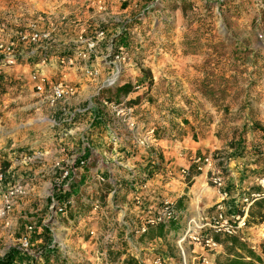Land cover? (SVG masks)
Wrapping results in <instances>:
<instances>
[{"label": "rangeland", "instance_id": "rangeland-1", "mask_svg": "<svg viewBox=\"0 0 264 264\" xmlns=\"http://www.w3.org/2000/svg\"><path fill=\"white\" fill-rule=\"evenodd\" d=\"M102 1L104 0L97 2L101 6L98 10L101 15L95 18L94 8L87 2L88 15L85 22L90 26L88 31L94 32L81 37L92 38L95 31L104 30L107 42L123 44L134 59L133 62L138 67L144 65L140 68L144 80L141 78L138 84L143 90L137 104L153 106L160 114L156 113L151 118L142 116L141 119L155 129L157 140L161 136L171 140L175 146L173 153L188 163L172 174L168 167L170 161L167 163L164 160L162 150L157 146L159 164L152 165L147 172L142 169L138 173L152 176L159 174L171 182L175 189L178 182L185 183L183 187L178 185L182 189H172L170 193L167 190L168 195L160 196L161 199L173 201L172 193L184 189L187 210L181 214L183 218L184 215L192 214L189 209L191 188H186L187 180H190L187 177L189 162L209 156L214 160L221 157L224 164L215 163L213 167L220 168V172L226 177L229 173H236L237 168L241 171L239 164L234 165V160L246 159L252 155L258 156V159L264 158V128L263 122L259 120L260 109L264 108V89H261L264 86V0H115L116 3L111 4L117 8L114 12ZM120 10L125 12L120 13ZM101 16L107 26H94L99 24ZM111 26L113 29L118 27L119 32L113 29L110 32L108 28ZM162 74L165 75L164 78H161ZM22 105L21 109L12 104L3 110V103L0 102V170H8L11 161L20 159L19 155L29 150V147L20 148L18 145L36 139V133L39 132L37 129L54 131L56 143L66 135L65 130L69 129L70 125L64 124L60 129L63 133H57V127L53 123L55 116L52 119L45 112L38 117L34 115L33 106L28 107L27 102ZM75 122L78 123L77 120ZM50 125H53L52 128ZM101 132L99 130L97 134L100 135ZM256 134L260 137L259 141L254 142ZM248 140L249 144L254 142V146L249 145V149H244ZM189 141H192L196 151L198 149L197 154L196 151L192 154ZM63 148L64 146L60 147L61 151L59 150L55 159L66 152ZM163 149H166L164 144ZM3 156L5 160H2ZM8 159H11L9 163ZM194 169L196 170L195 166ZM250 171H254V168ZM196 172L204 175L202 180L210 189L199 204L200 209L216 202L218 194L209 181V172L206 174L205 169L204 172ZM6 175L8 180L5 186L11 179ZM40 198L39 201L46 202L45 196ZM47 200L49 201L48 198ZM148 210H141L139 216L142 217ZM46 211L47 209H42L43 217ZM110 213L107 218L113 215V212ZM110 219L107 224L111 222ZM126 220L131 225L138 221L133 218ZM50 221L53 220H48L47 223ZM181 223L183 226L184 222ZM50 227L60 231L57 230V225ZM50 227L40 234L46 240L38 239V244L34 241L31 243L32 248L47 249V232ZM103 230H107V226L104 225ZM17 238L18 236H11L5 241L0 240V264H11L13 261L15 264H30V257L18 249ZM176 240L177 237L174 236L164 247L174 257L177 252ZM97 243L100 247L104 245L101 238ZM186 249L190 256L189 264H202V258L192 259L201 247L190 244ZM203 250L207 252L206 249ZM140 253L145 254L143 258H139L144 264H149L152 257L160 256L158 248ZM78 257L82 260L78 263L75 259L73 264H93L91 260L80 255ZM220 257L221 263L225 257ZM179 262L176 264H180Z\"/></svg>", "mask_w": 264, "mask_h": 264}, {"label": "crops", "instance_id": "crops-1", "mask_svg": "<svg viewBox=\"0 0 264 264\" xmlns=\"http://www.w3.org/2000/svg\"><path fill=\"white\" fill-rule=\"evenodd\" d=\"M104 1L106 3V7H110L113 12L117 11L116 7L111 6L112 3H116L115 0ZM104 1L102 2L104 3ZM87 2L88 5L90 4L94 8L93 18L100 16L101 14L98 10L101 6L97 3L98 0H0V24L3 23L6 29L4 34L0 33V42L7 44L9 38L8 35L14 33V30H16L20 25L34 20V17L37 15H43L47 21L52 20L57 22L59 19H64L63 25L59 26L57 31V40L61 43L74 41L78 37H81V35L87 36V34L94 32L88 31L90 26L87 21L85 22L86 16L88 15V12L86 11ZM124 12L125 11L120 10V13ZM115 20H117V18H115ZM94 26L105 27L107 26V22L101 16L99 24ZM108 29L111 32L113 27L111 26ZM113 30L116 32L119 28L116 27ZM127 30L129 31V29ZM96 32L97 31H95V33ZM105 44L106 43L104 42L101 45L104 46ZM136 44L137 43H135V45ZM142 46H140V48ZM100 53L101 49L97 51L98 56H101ZM133 61L134 59L132 58L123 79V85L128 84L131 87L138 85L141 78L143 79V73H141L140 68L144 67V65H139L138 67ZM34 71V67H24L15 71V74H17L18 77H14L13 82L6 85L0 92V102L3 103V110L7 106L10 107L12 104L17 105V108L20 106L23 107L22 104L27 102L28 107L30 105L34 107V115L41 117L46 112V115H49L52 119L53 116L56 117L53 119V123H55L57 127V133H63L60 129L62 130L64 124H68L70 126L68 130H65L66 135H63V138L59 139L57 143L54 141V131L46 129L47 127L45 128L46 130L37 129L39 132L36 133V139L32 140L30 143H22L23 145H18L20 148L29 147V150L25 151L26 153L20 154V159L15 158L13 162L11 159H8V163L11 161L9 163L10 165L8 170H4L7 172L8 178H11L8 185L16 182H25L28 193L25 198L20 200L11 212L9 216L10 228L8 231L0 229V240L5 241L6 238L11 236H18L19 238L22 234H24L25 226L28 224H35V226L40 227V224L43 221V214L41 212L46 205V202L39 201V198L42 196L57 197L59 194V196L72 197L74 200V206L70 209L67 217L63 218L61 223L57 224V230L61 231L62 228L71 229L68 233H65L68 234V237L64 238V241L70 249L69 253L73 256L74 263L75 259H77L76 262L81 261L77 258L80 255L87 260H91L93 264H115L116 262H118L117 264H125L129 259H133L135 264H137L136 259L143 258L145 256V254L140 252L144 250L149 251L150 248H158L160 256L165 259L168 264H176L177 261L179 262L178 251L175 252L174 257V255L166 251L164 247L172 241L174 236L177 237L182 229V221L180 222L181 214L187 210L186 200L184 197L186 196V193H184V189L181 192L172 193V196L174 197L171 202H173L174 209L180 215L179 219L173 222V228L167 229L164 237H155L150 240L146 236V231V233L140 236L137 240L130 242L131 246L135 244L136 250L127 253L126 255L127 245L123 241L125 229L120 227L123 217L128 219L133 218L137 221L141 216H139L140 211L132 208L130 179L127 177V170L119 167L118 164L122 163L128 168H132V171L137 174L138 172H141L142 169H144V172H147L152 167L149 154L145 151V149L134 144L135 141L143 135V129L148 126V124L144 123L145 120H142L141 117L145 116L151 118L153 115H156V113L160 114V112L155 111L153 106L137 104V100L140 99L143 89L133 94H126L129 98V103L134 106L136 113L137 132H133L129 131L125 126L118 124V121L112 116V114L109 113L110 111L108 112L106 109L102 110L100 106L98 107L96 102L94 103V108L96 107L95 110L94 108L88 107V105L93 101L92 95L96 88L106 78V73L103 69H100L99 79L96 80L86 79L83 77L82 73L78 72L71 73L57 71V69H54L53 67L44 70V73L51 80L71 84V86H73L76 90L75 97L70 99L66 105L61 107V109H50L46 105L45 99L35 93L30 81V76ZM164 77L165 75L162 74L161 78ZM115 89L116 88L110 90V92L114 93ZM261 89L263 90L264 86H261ZM105 95L107 94L105 93ZM123 98H125V95H119L117 100L114 101H120ZM261 108L259 120L263 122L262 126L264 128V108ZM80 110L82 112H80ZM139 110H141L140 114L137 115ZM75 111H78V113L75 114ZM76 120L78 123L75 122ZM53 125H50L51 128ZM158 127L160 126L158 125ZM99 130L102 131L100 135L97 134ZM114 136L119 144L117 145L118 150L116 149V151L112 153L110 152V145ZM118 136L120 138H118ZM258 137H260L258 134H256V138L254 135V142L259 141ZM262 137H264V135H262ZM262 141L263 139L261 142ZM254 142L249 144L248 140L243 148L249 149L248 147L254 146ZM163 144L166 149H163ZM62 146H64L63 150L73 151L75 153L84 152L85 155H88L90 158L92 157V162L82 173L78 174L72 185L65 189V192H60V189L57 187H54L53 190L50 189L55 180V169L52 166V162L55 157L59 155L61 151L60 147ZM157 146H159L160 150H162L164 160L167 163L170 161V163H168V167L170 168V172H172V174L179 171L183 165L188 163L185 159H181L173 153V151H175V146L172 144L171 140L169 141V139H165L161 136V138H158ZM189 149L192 154L196 151L192 145V141H189ZM197 152L198 149L195 154H197ZM199 153L201 154L202 151H199ZM257 159L258 156L254 157L252 155V157H248L246 159L238 158L236 161H233L234 165L239 164L241 171L237 168L236 173H229L226 176V186L229 193V200L226 204L229 207V213L231 214L236 211L237 205L235 203L237 197L261 191L257 180L264 177V158ZM2 160H5V156L2 157ZM252 161L255 162L251 164L250 162ZM187 166L190 170L187 177H190V180H194L193 183L190 180H187L188 186L186 188L189 190L195 185L197 178H202L204 175H200L196 172L194 169V162H189V165ZM106 168L110 170V174L107 170H105ZM253 168L254 171H250ZM98 172H103L104 175L108 177L109 182L102 187H98L96 185L92 187L90 184V182H92L91 175ZM147 176L148 185L140 192L143 208L146 206L153 207L157 205L159 201L162 200L160 196L164 197L168 195L167 190H169L170 193L172 189H175L171 182H168L167 179H163L159 174ZM173 181L178 182L179 180ZM116 183L119 185L118 187H120V190L116 195L111 196L109 191L116 185ZM178 183V185L182 187L185 186V183ZM178 185L175 190L181 188ZM98 193H100L102 209L97 213L90 214V217H88L87 213L89 208L86 203L88 199L96 197ZM205 196H207V193ZM205 196L201 198L200 203L203 201ZM178 200H180L179 203L183 204V211L176 208ZM216 202L207 207L200 208L199 210L210 208ZM81 210L83 211L82 216L84 215L86 218L78 228L72 230V228L76 225L73 219H76V214ZM110 212H113V215L110 217L112 220L109 217L107 218V216L111 214ZM109 219L116 223L114 227L108 226L107 221ZM72 222L74 225L70 224ZM104 225L107 226V230L105 231L103 230ZM88 231H93L94 236H89ZM244 234L252 236V232L250 231H245ZM99 238H101L102 243H104L102 247H100L99 243H97ZM38 239L42 241L46 240V237L36 234L31 235V243H34L35 241V243L38 244ZM107 245H110L114 252H120L119 257L126 255L125 259L123 261H118L117 259L119 257H117L114 261H111L113 260L112 258L108 260ZM57 252L58 251L56 250L55 253ZM196 252L197 255L193 256L192 259L195 260L197 258H205L209 264H215L217 256L219 260L221 258L220 256L225 257L223 247L217 249L215 254L207 253L203 249H198ZM257 253L259 252H256V254ZM50 257L54 260L53 264H57V262L64 264L62 258L58 260L55 259L54 255H51ZM260 258L263 261L262 264H264V258L261 254Z\"/></svg>", "mask_w": 264, "mask_h": 264}, {"label": "built area", "instance_id": "built-area-1", "mask_svg": "<svg viewBox=\"0 0 264 264\" xmlns=\"http://www.w3.org/2000/svg\"><path fill=\"white\" fill-rule=\"evenodd\" d=\"M64 19L54 22L47 21L43 15H37L31 22H26L11 35H8L7 44L0 42V92L4 87L13 82L16 70L24 67H34V72L30 76L33 90L36 94L45 99L46 105L50 109H56L66 105L70 99L76 95V90L71 84L60 81L51 80L44 70L53 67L57 71H65L71 73H82L83 77L89 80L99 79L100 69L106 73V78L98 85L93 93V101L88 105L94 108V103L98 104L102 110L106 109L118 121V124L125 126L129 131L137 132V122L135 117V108L129 103V98L125 95L120 101H108L105 93L106 90H112L123 85L125 72L132 58L123 44L107 42L104 30L95 33L92 38L79 37L74 41L61 43L57 40L58 27L63 25ZM6 32L3 23L0 24V33ZM106 43L104 46L102 43ZM101 49V56L97 51ZM131 51V50H130ZM97 54V55H96ZM99 57V58H98ZM143 89L142 86H132L128 94H133ZM96 108V107H95ZM94 108V110H95ZM80 112H82L80 110ZM78 111H75L77 114ZM57 124V123H56ZM155 129L147 126L143 129V135L135 141V145L142 147L151 158V165H158L159 153L157 152V137ZM110 152L114 153L118 150L116 137L111 140ZM64 152V151H63ZM92 162V157L85 155L84 152L66 151L58 159H54L52 166L55 169V180L53 186L64 191L72 185L79 173ZM194 165L197 171L209 172V181L217 190L218 200L210 208L200 210L196 219L192 214L184 215L181 221L184 222L181 231L177 235V251L180 264H189L190 256L186 247L188 245H196L207 252L216 253L217 249L222 247L213 241V234H221L227 237H238L251 251L261 254L264 258V221L259 225H247L249 207L254 201L264 196V177L257 180L261 191L236 198V211L229 213L227 201L229 193L226 186V177L220 172V168L215 169V163H223L221 157L212 156L204 159H195ZM117 165V164H116ZM119 167L127 170V177L130 179V191L132 195V208L141 211L149 209L147 213L142 215L137 223L131 225L125 217L122 218L120 227L125 229L123 241L127 245V253L136 250L135 244L132 246L130 242L137 240L146 233L147 228L156 225H166L171 221L179 219V213L174 209L173 202L162 199L153 207H142L141 190L148 185V176L134 173L132 168L120 163ZM110 174L109 169H105ZM185 173L184 171H182ZM7 172L0 170V223L4 231L10 228V214L15 206L26 197L28 193L25 182L11 183L4 186L7 181ZM90 184L102 187L109 182L104 173H94L91 175ZM116 183L109 191L111 196L117 194L120 190ZM58 194V193H57ZM46 211L45 217L39 226L28 224L25 226V232L18 238V249L30 257V264H53L51 255L55 259L64 261V264H73V256L69 253V247L66 245L64 238L68 237L69 228H62L61 231H55L51 225L61 223L66 218L70 209L74 206L72 197L65 196H45ZM49 199V201L47 200ZM88 217L90 214L97 213L102 209V201L100 193L91 199H88ZM85 216L79 215L74 228H78L85 220ZM48 220H53L47 223ZM118 223V222H117ZM74 225V223H70ZM115 222L111 221L108 226H115ZM47 238V249H34L31 246V235H40L45 232V228H49ZM245 231L252 232V236L245 235ZM57 232V233H55ZM46 235V234H45ZM66 235V236H65ZM89 236H94L93 231H88ZM56 250L58 251L57 253ZM126 255H122L117 260L123 261ZM78 259L82 260L80 257ZM14 260V259H13ZM137 264H144L140 259H136ZM202 264H209L207 259L202 258ZM80 262V261H79ZM78 262V263H79ZM149 262V261H148ZM63 263V262H62ZM116 262L115 264H117ZM15 262L13 261V263ZM149 264H168L165 259L157 255L150 259Z\"/></svg>", "mask_w": 264, "mask_h": 264}, {"label": "trees", "instance_id": "trees-1", "mask_svg": "<svg viewBox=\"0 0 264 264\" xmlns=\"http://www.w3.org/2000/svg\"><path fill=\"white\" fill-rule=\"evenodd\" d=\"M131 91L130 85H123L121 87H117L114 93H111L110 90H106V98L108 101L117 100L119 95H126ZM160 159V155H159ZM3 170H5L3 168ZM180 200L177 201L176 208L183 211V204L179 203ZM83 211H79L76 214V218L79 215H82ZM75 219V218H74ZM76 220V219H75ZM264 221V196H261L259 199L254 201L252 205L249 207L247 225H259ZM174 221L169 222L166 225H156L150 226L147 228L146 236L150 240L155 237H164L167 229L173 228ZM213 241L221 244L224 249L225 258L220 263L218 256L215 259V264H262V259L259 255L251 251L238 237H227L221 234H213ZM116 253V254H115ZM107 254L108 260L111 258L114 261L115 258L120 256V252H114L110 245H107ZM110 262V261H109ZM125 264H135L133 259L127 260Z\"/></svg>", "mask_w": 264, "mask_h": 264}, {"label": "bare ground", "instance_id": "bare-ground-1", "mask_svg": "<svg viewBox=\"0 0 264 264\" xmlns=\"http://www.w3.org/2000/svg\"><path fill=\"white\" fill-rule=\"evenodd\" d=\"M207 190H209V188L205 185L202 178H197L195 185L191 189V193L193 197L189 205L190 206L189 209L191 210L192 217H194V219H196V217L199 214L200 210L198 208L199 206L198 204L200 203L201 198L205 196V194L207 193Z\"/></svg>", "mask_w": 264, "mask_h": 264}]
</instances>
